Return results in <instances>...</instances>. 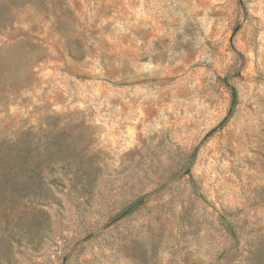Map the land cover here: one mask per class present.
Listing matches in <instances>:
<instances>
[{"label":"rangeland","instance_id":"rangeland-1","mask_svg":"<svg viewBox=\"0 0 264 264\" xmlns=\"http://www.w3.org/2000/svg\"><path fill=\"white\" fill-rule=\"evenodd\" d=\"M0 264H264V0H0Z\"/></svg>","mask_w":264,"mask_h":264}]
</instances>
